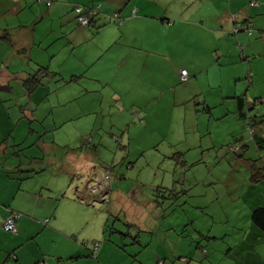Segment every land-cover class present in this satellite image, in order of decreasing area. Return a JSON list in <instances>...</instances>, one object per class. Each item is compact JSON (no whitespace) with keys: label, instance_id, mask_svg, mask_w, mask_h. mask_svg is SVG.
Here are the masks:
<instances>
[{"label":"rangeland","instance_id":"obj_1","mask_svg":"<svg viewBox=\"0 0 264 264\" xmlns=\"http://www.w3.org/2000/svg\"><path fill=\"white\" fill-rule=\"evenodd\" d=\"M160 2L144 5L148 12L137 7L128 11L179 15L227 10L250 17L254 34L244 28L238 34H230L232 28L218 29L219 47L227 53L232 49L237 63L219 76L212 71L209 80L203 75L200 89L182 83L176 73L205 54L201 47L217 44L205 34V43L193 35V42L179 45L185 59L180 56L174 67H167L176 87L152 105L158 109L146 124L133 115L135 106L127 108L129 115H109L110 92L90 93L84 89L90 80L73 77L97 54L87 44L76 48L69 44L73 26L62 14L42 17L39 10L38 19L26 12L0 16V29L7 27L9 18L18 33L35 35L23 55L0 40V63L6 65L2 69L14 76V90L0 94V130L4 137L25 140L21 153L37 173L25 184L32 192L42 191L41 198L32 195L33 202L42 205L40 212L59 219L55 228L54 218L44 216L41 234L34 240L39 253L45 249L54 264H91L94 259L100 264L91 252L98 241L110 247L106 264H264L263 233L250 228L252 210L264 204V0H230L220 8L222 0ZM72 15L76 17L75 12ZM73 22L80 26L76 19ZM152 36L157 43L167 34ZM247 54L251 61L242 59ZM226 59L220 58V65H227ZM136 63L141 70V55ZM157 70L154 67L146 79L135 74L121 90L125 101L135 102L146 115L137 102L146 103L159 93L152 89L158 82ZM21 71L23 82L17 78ZM34 73L41 83L29 92L25 82ZM219 77L224 94L209 87ZM232 146H237L233 152ZM106 171L111 180L107 194L99 195L101 203L77 196V188L88 196L90 172L102 176Z\"/></svg>","mask_w":264,"mask_h":264},{"label":"crops","instance_id":"obj_2","mask_svg":"<svg viewBox=\"0 0 264 264\" xmlns=\"http://www.w3.org/2000/svg\"><path fill=\"white\" fill-rule=\"evenodd\" d=\"M36 2L39 1L0 0V9L2 10L0 16L4 17L8 14L6 16L14 15L15 17L17 15L21 16L26 12V14L35 15L38 19L37 13L39 10L42 17L44 15L54 17V14H62L60 17L67 20V23L73 26L68 39L69 44L73 48L81 44H87L89 51L96 52L97 54L94 57H89L87 65H82L84 68H82V71L75 70L73 77L79 78V76H84L86 79L90 80L91 82L89 85L84 88L90 93H94L96 90H100L103 93L110 92L112 104L110 105L111 109L109 110V115L113 112L128 114L127 108L135 106L137 110L133 111V115L139 120V124H142L140 118L143 119L145 116L147 119H145L143 124H146L148 120H152L156 115L155 110L158 109V107H154L153 109L152 105H158L159 100H162L166 91L170 92L172 89H175L176 86L170 83L167 67H174V63L176 62L175 59L182 56L180 54L181 50L178 51L179 45L193 42V35L197 36L198 41L205 43L207 38L205 34L212 35V40L217 44L213 47H201L205 54H201L197 59L191 60L190 65H185L176 73L181 80L180 72L186 69L189 73L186 84L192 89L199 85L198 89H200L201 85L199 83L202 81L201 77L203 75L206 74L208 80L212 71L216 74L218 73L217 76H219L220 72L232 64L233 61L231 60L233 57V50L231 49V51L227 53L223 48L219 47L220 37L218 34L220 31H218V29L223 31L224 28L231 29L233 27L232 25L238 23V21L241 22L250 18L247 17L246 14H235L227 10L223 12L214 11L207 14H189V12L179 15L147 13L129 14L128 10L131 8H140L139 10L142 12L144 10V5L145 8H148L150 4L154 2L161 3L160 0H143L144 3L136 0H127L126 3H123V0H52L53 4L51 7H48L46 2V13H42L44 9L43 3L41 2L38 6ZM211 2L212 0H209V3ZM229 3L230 0H222V4L219 8ZM74 4L83 6L102 5L104 13L102 12L103 14L99 16V18H102L99 25L104 23L111 24L109 22L111 21L110 15L115 11L121 12L125 10L127 14H120V17L124 20L120 27L116 24L110 26L106 25L97 32L96 29L87 30V28L81 26H74V18L72 12H70ZM231 6L233 5L231 4ZM190 7L191 6H187L186 9ZM25 8L29 9V11L25 10ZM144 12L148 11L144 10ZM9 21V18L5 19L7 27L5 29H0V40L8 42V45L11 43L12 47L16 49L15 52L18 55H23L20 54L19 51L28 48L31 38L35 41L34 32L31 36L26 33H18L19 31H17L16 27H10ZM190 31L191 34H189ZM156 32H163L167 34V36L161 42L154 43L152 42V35ZM97 41L99 42L98 46L95 45ZM185 53H187V51ZM137 55H141V67H143L141 70L135 68L137 65ZM261 56H263V53H261ZM223 57H227L225 61L227 62L228 60L227 65H220L219 59ZM183 58L185 59V57ZM0 59L3 60L2 54H0ZM165 64L167 65L166 67ZM4 66H6L5 63ZM4 66L0 63V94L3 91L14 90L11 85L14 76L10 75L5 69H2ZM154 67H156V69L160 68V70H157L158 82L153 85L152 89H160V91L158 94H153L152 97L146 99V103L137 102L141 107L146 108V111H148L146 115L144 110L138 109L135 102L127 103L125 101V94H123L121 90L127 88L129 81L135 74L136 77L142 79L148 78V75L152 73ZM21 73L24 72L21 71L17 78L23 82L24 79L20 76ZM243 76L244 75H242V78ZM222 79L223 78L220 79L219 77L215 85L209 83V87H214L211 89L217 88L213 93L218 91L224 94L225 86ZM94 84L96 86H94ZM121 84L123 86H121ZM204 100L209 102L206 97ZM190 102L191 101H186L185 104L187 105ZM149 104L151 105L147 106ZM204 104L206 103L204 102ZM137 112L139 113L138 115ZM209 113L211 114V111ZM159 117L161 118V116ZM112 123L115 124V121H111V124ZM4 135L5 131L0 130V264H34L33 262H37L36 264H54V261L49 259V255L45 249L41 248V254L39 253L38 246L34 240H38L41 234V231H39V224H42V220L45 218L44 216L49 214L54 218L55 228H58L57 220L59 219L57 216L52 215V213H44V215L40 212L39 208L42 205L34 203L32 195L41 198L42 191L35 190L32 192L31 187L25 184L37 174L33 172L34 169L30 168L31 165L28 164L30 167L27 166L23 154L15 151L16 147L25 144V140L20 141L10 136L4 137ZM112 137L114 138L115 135ZM81 158L83 159V157ZM20 168L22 171L18 170ZM89 176L91 177L89 181L94 182L99 179L101 175L98 176L96 172H90ZM86 186V193L88 194V184ZM80 190V188H77L76 194H80ZM81 193L80 196L85 198V192ZM90 197L93 196L91 195ZM90 197L88 194L86 198ZM89 201L90 200H88V202ZM50 204H48V208ZM91 205L92 204H89V206ZM259 206H264V204L262 203ZM10 212L21 214V217L16 222L17 232L15 234L6 232L2 229L1 225L3 218ZM250 225V228L255 229V231L260 230L253 224L252 220ZM262 235L264 237V234ZM26 244H28V246H25ZM254 244L260 243L255 240ZM261 244L264 245V238ZM108 248L110 247L106 246V244H102L98 257L96 258L98 263L106 264L105 256H107ZM75 258L77 257L71 260L74 261ZM91 262V264H97L95 259Z\"/></svg>","mask_w":264,"mask_h":264},{"label":"trees","instance_id":"obj_3","mask_svg":"<svg viewBox=\"0 0 264 264\" xmlns=\"http://www.w3.org/2000/svg\"><path fill=\"white\" fill-rule=\"evenodd\" d=\"M40 3L42 2V1H44V0H38ZM47 2V5H48V7H51L52 6V4H53V2H52V0H48V1H46ZM70 12H75V14H76V17L74 18V19H76L77 20V22H78V24L81 26V27H84V28H94V29H96L97 30V32H99L98 30L99 29H101L103 26H110V25H112V24H116L117 26H121L122 24H123V19L120 17V13L119 12H116V13H114V14H111L110 15V20L111 21H109L111 24H108V23H104V24H101V25H99V22H101V20H102V18H99V16H101V14H103L104 12H103V9H102V5H100V4H98V5H92V6H83V5H79V4H74L73 6H72V9L70 10ZM103 12V13H102ZM135 15V14H134ZM84 21L86 22V23H84ZM239 22V21H238ZM250 24H251V21H249V19H245V20H243L242 22H239V24L238 23H235L234 25H232L233 27H232V29H231V32H230V34H238L239 32H241V31H248L249 32V34L252 36L253 34H254V29L253 28H250ZM239 25H241L240 27H238ZM245 30H244V29ZM96 32V33H97ZM261 33L263 34L264 33V31L263 30H261ZM6 43H8V42H6ZM11 44V43H10ZM28 49H22V50H20L19 52H20V54H25L26 53V51H27ZM243 54V53H242ZM248 56H245V55H243L242 56V59L243 60H249V61H251V55L250 54H247ZM231 60H233L232 61V63H234V62H236V60H234L233 58H231ZM237 63V62H236ZM183 70H186V69H183ZM41 71H43V69L42 68H40L39 69V71H38V73H41ZM182 71V70H181ZM187 71V70H186ZM188 72V71H187ZM38 73H36V74H34V75H30V78L25 82V86L27 87V89H28V91L29 92H33L35 89H36V87L37 86H39V84L41 83V80L40 79H38V76H37V74ZM180 76H181V72H180ZM249 76V74L247 75V77ZM188 78H189V73H188V76H187V80H182V77H181V81H182V83H186L187 81H188ZM209 112H210V110H209ZM139 113L137 112V115H138ZM140 122L143 124L144 122H145V118H140ZM21 146V145H20ZM20 146H18V147H16V152L17 153H20L21 151H22V149L20 148ZM237 146H232L230 149H231V151L233 152V151H235L234 149L236 148ZM24 154V153H23ZM28 160V159H27ZM29 161V160H28ZM25 162H26V160H25ZM26 164H27V166H28V164H30V162L29 163H27L26 162ZM29 169V168H28ZM31 169H33L32 167H31ZM19 171H22V169L20 168V169H18ZM33 171V170H32ZM34 172V171H33ZM110 180H111V177H110V173H108V171H106V172H104V174H102V176H100V178L99 179H97V180H95L94 182H92L91 184H88V188H87V191L89 192L88 194H89V197L91 196V194H92V196L93 197H90V198H92V199H90V198H86L85 197V200H87V199H90L91 200V202H100L101 203V200H100V197H98V196H96V197H94L96 194H99V193H96V194H94L93 192L91 193V189L96 185V184H99V185H102L103 186V191H101V190H99V191H101L100 193L103 195L102 197H104L106 194H107V192H108V186H109V182H110ZM89 185H90V187H89ZM77 196H80V194H77ZM83 198V197H82ZM104 201H106V200H104ZM12 214H16V215H19V217L16 219V222H17V220L21 217V214H19V213H16V212H10V213H8L4 218H3V220L1 221V225L3 224V222L9 217V216H11ZM251 220H252V222H253V224L258 228V229H260L261 231H262V233L264 234V206H258L257 208H255L254 210H252V213H251ZM46 224H49L50 223V219H46L45 221H44ZM2 229H3V227H2ZM4 230V229H3ZM107 232V227L104 229V233H106ZM9 233V232H8ZM10 233H12V232H10ZM111 233H113V231H111ZM96 243H100L101 244V246H102V243L103 242H100V241H98V242H94L93 243V247H92V249H91V252H92V255L93 256H95L96 258L98 257V254H99V252H98V254L97 255H94V252H93V250H94V245L96 244ZM101 249V248H100ZM164 262V261H163ZM165 263V262H164ZM39 264H41V263H39Z\"/></svg>","mask_w":264,"mask_h":264},{"label":"built area","instance_id":"obj_4","mask_svg":"<svg viewBox=\"0 0 264 264\" xmlns=\"http://www.w3.org/2000/svg\"><path fill=\"white\" fill-rule=\"evenodd\" d=\"M84 23H86L84 21ZM187 76H188V72L186 70H182L181 71V77H182V80H187ZM103 186L102 185H99V184H96L92 189H91V193L93 192L94 194L96 193H99V194H96L95 196H98L100 197L99 195H102L100 192L103 191ZM101 190V191H99ZM19 217V215H16V214H12L11 216H9L2 224V227L3 229L6 231V232H14L16 233L17 232V228H16V219ZM101 248V244L100 243H96L94 245V255H97L99 250ZM41 264H44V263H41ZM160 264H164L163 261L160 262Z\"/></svg>","mask_w":264,"mask_h":264}]
</instances>
